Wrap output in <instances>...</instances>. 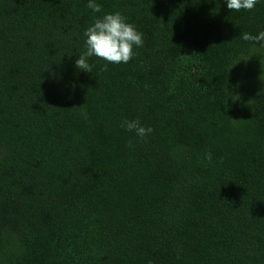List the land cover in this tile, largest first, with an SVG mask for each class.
I'll list each match as a JSON object with an SVG mask.
<instances>
[{
	"label": "trees",
	"instance_id": "trees-1",
	"mask_svg": "<svg viewBox=\"0 0 264 264\" xmlns=\"http://www.w3.org/2000/svg\"><path fill=\"white\" fill-rule=\"evenodd\" d=\"M97 2L0 0V264H264V0ZM117 11L143 46L78 69Z\"/></svg>",
	"mask_w": 264,
	"mask_h": 264
},
{
	"label": "clouds",
	"instance_id": "clouds-1",
	"mask_svg": "<svg viewBox=\"0 0 264 264\" xmlns=\"http://www.w3.org/2000/svg\"><path fill=\"white\" fill-rule=\"evenodd\" d=\"M259 2L262 0H224L226 8L235 11L252 10ZM87 7L93 13L101 12V4L97 0H88ZM83 37L84 51L75 59V66L88 73L91 71V65L88 63L90 57L96 56L113 64L127 63L135 54L134 47L143 46V34L118 11L96 17L84 29ZM241 39L252 42L253 46L264 48V30L255 35L242 33ZM120 126L125 131L134 132L141 140L153 131L150 126H143L138 119L125 120ZM205 159L211 160V153H206Z\"/></svg>",
	"mask_w": 264,
	"mask_h": 264
}]
</instances>
